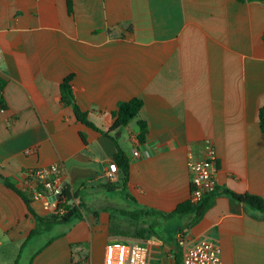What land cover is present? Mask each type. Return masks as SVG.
Listing matches in <instances>:
<instances>
[{"label": "crops", "instance_id": "1", "mask_svg": "<svg viewBox=\"0 0 264 264\" xmlns=\"http://www.w3.org/2000/svg\"><path fill=\"white\" fill-rule=\"evenodd\" d=\"M0 55V264H21L28 249L24 264H104L107 244L127 240L151 243V264H170L174 242L161 222L179 214L153 211L190 200L188 162L202 157L205 140L215 146L217 188L264 198V0H0ZM68 77L101 132L62 102ZM133 99L143 101L139 116L107 135L119 104ZM117 147L129 167L118 165L111 183ZM56 163L83 218L30 237L35 218L4 179L20 188L23 172ZM235 209L219 196L178 236L215 242L223 264H264V213ZM154 224L157 235L139 237Z\"/></svg>", "mask_w": 264, "mask_h": 264}, {"label": "built area", "instance_id": "2", "mask_svg": "<svg viewBox=\"0 0 264 264\" xmlns=\"http://www.w3.org/2000/svg\"><path fill=\"white\" fill-rule=\"evenodd\" d=\"M133 155L142 156L138 149L133 151ZM149 155V152L144 154L146 157ZM188 166L192 184L190 202L196 205L217 187V154L211 140L203 142L202 157H191ZM118 171V164L111 162L108 168L111 183L117 182ZM18 183L20 188L16 187L31 202L39 204L45 218L61 219L69 210L81 206V200L68 188L61 163L23 172ZM179 243L183 246V264H223L221 248L215 242L203 239L189 244L179 239ZM152 257L153 248L149 242L112 241L106 246L104 264H151Z\"/></svg>", "mask_w": 264, "mask_h": 264}, {"label": "trees", "instance_id": "3", "mask_svg": "<svg viewBox=\"0 0 264 264\" xmlns=\"http://www.w3.org/2000/svg\"><path fill=\"white\" fill-rule=\"evenodd\" d=\"M238 1L246 2L250 0H238ZM71 81H72V77H68L61 84L62 102L72 106L75 116L79 122L87 126H90L96 129L97 131L101 132V130H99L94 124H92L88 120L87 113L82 111L81 108L77 105L75 98H74L73 91H72ZM5 85H6L5 80L0 78V104L2 108H5V103L3 99V90H4ZM142 107H143V101L140 99H133L129 102H124V103L119 104L117 112L113 113V117H115V122L106 134L110 135L114 131L128 127L131 121L139 116V113ZM259 121H260V128L264 132V107L260 109ZM139 128H140V133L137 136V139L141 144H144L147 140V136L149 132L148 125L145 121L140 120ZM82 138L84 141H86L84 135H82ZM112 138L116 139L114 137ZM117 148H118V152L115 155L114 160L123 169L128 171V167H129L128 160L124 152L119 147ZM4 181L8 187L15 190L22 197V199L24 200L28 208L29 213L35 218L36 227L31 232L30 237L40 234L42 230L48 231L56 224L66 223L70 221L71 218L68 221H61V219L59 218H44L43 216H40L39 214L36 213V211L31 205V201L26 197V195L23 192H21L18 188H16V186H14V184H12L7 178H5ZM108 187H110V185H108ZM219 196H227L230 198L233 212H237L235 209L236 204L237 205L244 204L254 210L264 213V198L263 197L258 196V195H253V194H239L229 189H219L217 187L212 192L208 193L203 198V200L196 205H193L190 202V200H188L184 203H181L174 212L163 213V212L153 211V213L161 215L164 218L171 217L175 214L191 215L192 216L191 222L180 230V232H182L186 228L187 229L191 228L192 226L199 223L203 219L207 211L215 205V201L217 197ZM72 217H78L80 220L83 218L81 206L77 207V210ZM140 231L143 233V234H140V233L138 234L140 238L145 237V232H148L149 235L152 233H154L155 235L158 234L156 231V224H154L153 226H150L147 231L144 228H141ZM172 245L174 249L173 264H183L182 246L179 244L178 241H176Z\"/></svg>", "mask_w": 264, "mask_h": 264}, {"label": "rangeland", "instance_id": "4", "mask_svg": "<svg viewBox=\"0 0 264 264\" xmlns=\"http://www.w3.org/2000/svg\"><path fill=\"white\" fill-rule=\"evenodd\" d=\"M127 133L124 132V137L126 138ZM121 138V137H120ZM131 147V145L129 144V148ZM70 223H68V228L71 227L74 223L78 222L80 219L78 217H71L70 219ZM191 220L190 217L186 216L185 218L179 217V215H175L169 219H167L164 223L161 222L162 224H165V231H163L162 233V237L164 239H170V242H176L178 237L181 240H185L184 236H178L180 233V230L182 228H184V226ZM57 225V224H56ZM55 225V226H56ZM60 227L56 228L48 233H45L38 241H36V244L39 246H43L46 242L47 239H49L50 237H53L54 235H56L57 230H59ZM180 244V243H179ZM182 246V245H181ZM183 248V246H182ZM29 254V249L24 253V257L22 259L21 264H24V261H26L25 258H27ZM162 256V255H161ZM162 258V257H161ZM159 264H161V262L159 261ZM170 264H173V257L172 260L170 259Z\"/></svg>", "mask_w": 264, "mask_h": 264}, {"label": "water", "instance_id": "5", "mask_svg": "<svg viewBox=\"0 0 264 264\" xmlns=\"http://www.w3.org/2000/svg\"><path fill=\"white\" fill-rule=\"evenodd\" d=\"M76 210H77V208H73V209L69 210V211L65 214V216H63V217L61 218V221H68V220H69V219L75 214Z\"/></svg>", "mask_w": 264, "mask_h": 264}]
</instances>
